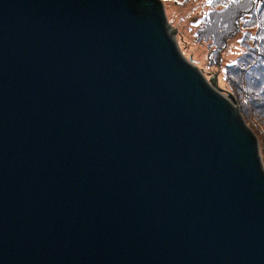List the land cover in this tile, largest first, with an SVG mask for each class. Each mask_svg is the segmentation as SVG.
Returning <instances> with one entry per match:
<instances>
[{
	"label": "water",
	"instance_id": "1",
	"mask_svg": "<svg viewBox=\"0 0 264 264\" xmlns=\"http://www.w3.org/2000/svg\"><path fill=\"white\" fill-rule=\"evenodd\" d=\"M170 27L0 0V264H264L258 138Z\"/></svg>",
	"mask_w": 264,
	"mask_h": 264
},
{
	"label": "rangeland",
	"instance_id": "2",
	"mask_svg": "<svg viewBox=\"0 0 264 264\" xmlns=\"http://www.w3.org/2000/svg\"><path fill=\"white\" fill-rule=\"evenodd\" d=\"M162 1L165 7L178 9L179 17L176 14L171 18L167 15V18L175 37L182 43L183 51L187 52V59L212 84L223 76L225 86L219 85L221 92L235 100L245 121L258 136L264 163V112L259 106L264 105V37H259L260 30H264V15L259 13L264 5L259 4L264 2ZM251 11H255L254 18ZM197 53L203 58H198Z\"/></svg>",
	"mask_w": 264,
	"mask_h": 264
},
{
	"label": "bare ground",
	"instance_id": "3",
	"mask_svg": "<svg viewBox=\"0 0 264 264\" xmlns=\"http://www.w3.org/2000/svg\"><path fill=\"white\" fill-rule=\"evenodd\" d=\"M166 8V14L168 15V18H171V16H173V15H176L177 14V17H179L180 16V14H179V12H178V9L177 8H175L174 6H167V7H165ZM260 13H261V15H264V8H262L261 9V11H260ZM170 24V23H169ZM171 28V27H170ZM172 29V28H171ZM259 34H260V39H261V37H264V32H263V30H260V32H259ZM176 40H177V43H178V47L180 48V50H181V52L183 53V55L185 56V58L187 59V58H189L188 57V55H187V52H185V51H183V47H182V43H181V41H180V39H178L177 37H176ZM239 46V45H238ZM197 56H198V58H203V56H202V54H200V53H197ZM225 86V80L223 79V76H219L218 77V79L216 80V83L215 84H213V87L214 88H216V89H219L220 91H221V88H220V86ZM223 95H225V94H223ZM225 97H227V98H229V99H231L232 100V98L229 96V95H225ZM243 118H244V116H243ZM245 119V118H244ZM247 123V122H246ZM248 125V124H247ZM249 126V125H248ZM250 127V126H249ZM251 128V127H250ZM252 129V128H251ZM255 134V133H254ZM256 135V134H255ZM257 136V135H256ZM257 138H258V136H257ZM258 141H259V139H258Z\"/></svg>",
	"mask_w": 264,
	"mask_h": 264
},
{
	"label": "trees",
	"instance_id": "4",
	"mask_svg": "<svg viewBox=\"0 0 264 264\" xmlns=\"http://www.w3.org/2000/svg\"><path fill=\"white\" fill-rule=\"evenodd\" d=\"M261 1H262V0H261ZM259 5L262 6V5H264V4L260 3ZM261 9H262V8H261ZM261 9H259V10L261 11ZM260 11H259V13H260ZM254 13H255V11H251L252 18H254V16H255ZM249 14H250V13H249ZM244 15H245V14H244ZM260 19L262 20L261 17H260ZM263 20H264V18H263ZM249 22H251V21H248V23H249ZM262 30H263V29H262ZM263 32H264V30H263ZM263 44H264V38H263ZM263 58H264V56H263ZM259 106H262V110H261V111L264 112V109H263V106H264V105L262 104V105H259Z\"/></svg>",
	"mask_w": 264,
	"mask_h": 264
},
{
	"label": "snow or ice",
	"instance_id": "5",
	"mask_svg": "<svg viewBox=\"0 0 264 264\" xmlns=\"http://www.w3.org/2000/svg\"><path fill=\"white\" fill-rule=\"evenodd\" d=\"M262 2H264V0H262Z\"/></svg>",
	"mask_w": 264,
	"mask_h": 264
},
{
	"label": "clouds",
	"instance_id": "6",
	"mask_svg": "<svg viewBox=\"0 0 264 264\" xmlns=\"http://www.w3.org/2000/svg\"><path fill=\"white\" fill-rule=\"evenodd\" d=\"M209 81V80H208Z\"/></svg>",
	"mask_w": 264,
	"mask_h": 264
}]
</instances>
